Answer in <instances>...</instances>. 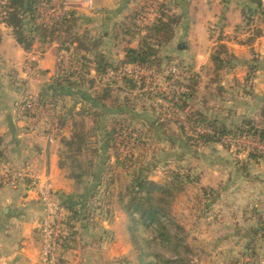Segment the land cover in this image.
I'll use <instances>...</instances> for the list:
<instances>
[{
  "label": "rangeland",
  "instance_id": "rangeland-1",
  "mask_svg": "<svg viewBox=\"0 0 264 264\" xmlns=\"http://www.w3.org/2000/svg\"><path fill=\"white\" fill-rule=\"evenodd\" d=\"M62 3H66L65 13L75 12L77 22L57 42L76 35L88 50H80L82 55L92 58L94 53H102L113 66H119L124 50L139 40L136 35H124L126 28L132 26L135 34L144 32L162 14L180 16L181 23L172 41L159 49V67L140 69L141 76L133 80L141 88L134 90L122 80L105 82L88 73L79 88L53 96L50 88L69 67L68 52L61 58L57 55V69L48 73L38 70L31 57L19 66L3 63L0 57V135L2 148L6 146L8 152L0 163L7 170L0 171L1 188L15 187L27 179L20 158L29 150L31 136L40 134L49 142L53 137L61 140L69 138L74 127L75 132L85 134L86 146L73 155L61 146L58 154V167L61 163V170L73 181L71 193L59 196L47 180L34 183L48 182L53 200L59 203L65 205L68 197L78 202L77 216L69 228L66 221L71 214L64 208L61 233L69 236L68 249L80 246L82 264H137L124 205L126 190L138 172L161 184L175 175L183 180L172 214L185 231L188 264H245L248 259H263L264 145L245 134L207 146L186 141L192 133L206 132L190 119L195 113L214 118L231 130L245 119L261 122L264 18L260 11L247 0H93L90 9L81 6L80 0H55L53 9L39 11L46 19H54L62 11ZM4 32L0 23V41ZM49 45L36 37L29 51L39 58ZM220 45L227 52L220 54L224 66L216 69L212 56ZM173 67L179 71L170 77ZM191 86L194 94L182 109L179 98ZM104 91H108V99L99 100ZM27 101L37 109L26 115L23 105ZM111 129L117 148L107 149L105 132ZM8 157H14V162ZM117 160L125 167L118 166ZM18 173L23 177L16 183L4 182V175L12 180ZM38 203L42 210L37 228L41 264L44 213ZM88 246L91 253L85 254ZM63 253L59 242L58 264L64 263Z\"/></svg>",
  "mask_w": 264,
  "mask_h": 264
},
{
  "label": "trees",
  "instance_id": "trees-1",
  "mask_svg": "<svg viewBox=\"0 0 264 264\" xmlns=\"http://www.w3.org/2000/svg\"><path fill=\"white\" fill-rule=\"evenodd\" d=\"M247 1L253 4L264 18L263 0ZM54 2L55 0H2L0 23L10 29L12 38L25 52L32 48L36 37L41 43H58L57 40L62 34L69 35L71 33L77 18L75 12L67 11L60 19H46L39 9L42 7L53 9ZM180 23V16L162 14L156 17L144 32L137 34L131 32L132 26L126 28L124 24L123 26L126 28L123 30L124 35H129L132 38L136 35L139 40L136 48L127 47L124 50V59L121 60L119 66H113L108 57L102 53H94L92 58L87 56L88 54L82 55L80 50H88L76 35L67 41L58 43V56L61 58L64 51L68 52L69 67L65 75L59 76L54 87L50 88L53 96L58 93L63 94L64 90L79 88L83 83L84 75L88 73H93L96 78L100 79L109 70L128 65L139 69H156L161 64L159 49L172 41L175 29ZM255 36L258 37L257 34ZM226 52V47L220 45L219 50L212 56L216 69H221L224 66L220 54ZM122 81L131 90L141 88L138 86L139 81L137 80L124 78ZM186 90L187 92L179 98L182 109L186 108L187 102L194 94L192 86L187 87ZM39 98V101L42 100V96ZM103 99H108V91H104L99 100ZM29 111L30 109L26 108L25 103L23 105L24 114L27 115ZM260 117L259 124H256L252 119H245L238 127L231 130L214 118L195 113L190 116V119L196 126L203 127L206 132L204 134L192 133L194 136L187 137L186 141H199L201 146H207L212 143L222 144L225 138L245 134L258 138L264 145V108L261 110ZM61 126L62 124L59 127ZM113 132V129L105 132V148L107 149L109 147L117 148ZM60 143L66 153L79 154L86 146V136L82 131L75 132L73 127L71 136L61 138ZM2 146L3 138L0 136V163L5 162V152ZM249 157L253 156L249 155ZM255 158L253 157V159ZM117 164L125 167V164L118 160ZM59 168L63 169L61 163H59ZM71 178L77 177L71 176ZM182 183L183 180L178 175H175L171 181L161 184L149 180L148 177L142 175V172H138L127 188V201L124 210L128 217V233L136 254L137 264H188L186 256L190 253V248L185 242V231L172 214V203L175 197L182 192ZM77 203L70 197L66 200L65 205L60 203L71 214L66 221L68 228L71 221L77 216V211H75ZM61 234L60 243L64 252L68 249L67 243L70 239L64 233Z\"/></svg>",
  "mask_w": 264,
  "mask_h": 264
},
{
  "label": "crops",
  "instance_id": "crops-1",
  "mask_svg": "<svg viewBox=\"0 0 264 264\" xmlns=\"http://www.w3.org/2000/svg\"><path fill=\"white\" fill-rule=\"evenodd\" d=\"M2 26L5 30L0 41V57L3 63L9 65L17 63L19 66L27 57H31V60L36 62V68L43 73L57 69L55 68L59 53L57 43L45 46L44 52L36 58L32 56L33 50L25 52L12 38L10 29L5 28L3 24ZM136 46L137 42L129 47ZM31 139L29 150L20 158L21 171L27 179L22 183L18 182L15 187L4 186L0 189V264H39L40 244L37 228L42 210L32 183L47 180L54 192H59V196L71 193L74 187L73 181L58 167L60 140L53 137L49 142L40 134L31 136ZM4 152L5 155L8 153L7 148ZM8 159L14 162V157ZM88 248L89 246L86 247L85 254L91 253ZM82 255L80 246L67 249L63 253V264H82L84 261Z\"/></svg>",
  "mask_w": 264,
  "mask_h": 264
},
{
  "label": "built area",
  "instance_id": "built-area-1",
  "mask_svg": "<svg viewBox=\"0 0 264 264\" xmlns=\"http://www.w3.org/2000/svg\"><path fill=\"white\" fill-rule=\"evenodd\" d=\"M81 4L85 8L92 7V0H80ZM62 11H59L56 14V19H60L65 14L66 3H62ZM54 10H50V13ZM178 69L173 67L169 71L170 77H175L178 74ZM141 76V70L133 66H123L117 69L109 70L103 77L100 79L105 82L112 81H121L124 78L138 79ZM153 91L155 88L152 86L149 88ZM26 108L28 109H37L32 102H26ZM40 111V110H39ZM135 138V137H134ZM244 138V137H242ZM239 140V139H238ZM5 166H0V171L5 170ZM23 174L18 173L12 176V180L8 179L4 175V182L13 184L16 183L18 178H22ZM7 178V179H6ZM3 180V179H2ZM16 181V182H15ZM37 190L38 200L41 202L43 207L44 217L40 224V241H41V250H40V260L41 264H58L57 253L59 251V242L62 231V222L63 218L66 215L64 207L57 201L53 200L51 195V188L48 182H45L43 185H38L33 183ZM245 264H264V258L258 262H253L250 259L246 261Z\"/></svg>",
  "mask_w": 264,
  "mask_h": 264
}]
</instances>
